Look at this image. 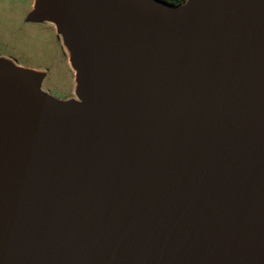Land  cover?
Returning a JSON list of instances; mask_svg holds the SVG:
<instances>
[{"label": "water", "instance_id": "obj_1", "mask_svg": "<svg viewBox=\"0 0 264 264\" xmlns=\"http://www.w3.org/2000/svg\"><path fill=\"white\" fill-rule=\"evenodd\" d=\"M76 100L0 59V264H264V0H34Z\"/></svg>", "mask_w": 264, "mask_h": 264}, {"label": "rangeland", "instance_id": "obj_2", "mask_svg": "<svg viewBox=\"0 0 264 264\" xmlns=\"http://www.w3.org/2000/svg\"><path fill=\"white\" fill-rule=\"evenodd\" d=\"M34 0H0V59L42 75L39 89L60 101L75 97V71L55 26L27 17Z\"/></svg>", "mask_w": 264, "mask_h": 264}, {"label": "trees", "instance_id": "obj_3", "mask_svg": "<svg viewBox=\"0 0 264 264\" xmlns=\"http://www.w3.org/2000/svg\"><path fill=\"white\" fill-rule=\"evenodd\" d=\"M165 1L169 4L175 5V6H180L182 5L186 0H162Z\"/></svg>", "mask_w": 264, "mask_h": 264}, {"label": "flooded vegetation", "instance_id": "obj_4", "mask_svg": "<svg viewBox=\"0 0 264 264\" xmlns=\"http://www.w3.org/2000/svg\"><path fill=\"white\" fill-rule=\"evenodd\" d=\"M28 14H29V13H28ZM28 14H27V15H28Z\"/></svg>", "mask_w": 264, "mask_h": 264}]
</instances>
